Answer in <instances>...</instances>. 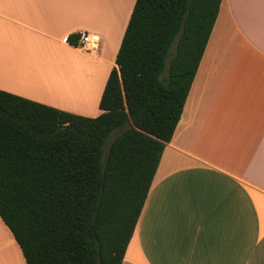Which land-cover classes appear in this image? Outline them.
<instances>
[{
  "label": "crops",
  "instance_id": "crops-1",
  "mask_svg": "<svg viewBox=\"0 0 264 264\" xmlns=\"http://www.w3.org/2000/svg\"><path fill=\"white\" fill-rule=\"evenodd\" d=\"M77 1L0 0V89L69 109L44 85L56 78L68 87L65 73L91 60L96 69L80 74L81 87L98 88L78 112L89 114L94 101L100 113L123 32L114 44L116 25L98 32L79 21ZM80 31L100 41L87 49L66 41ZM74 92L58 98L82 100ZM13 263L26 264L0 218V264ZM122 264H264V0H221Z\"/></svg>",
  "mask_w": 264,
  "mask_h": 264
},
{
  "label": "trees",
  "instance_id": "trees-1",
  "mask_svg": "<svg viewBox=\"0 0 264 264\" xmlns=\"http://www.w3.org/2000/svg\"><path fill=\"white\" fill-rule=\"evenodd\" d=\"M220 2L134 0L98 115L0 89V218L26 264H122Z\"/></svg>",
  "mask_w": 264,
  "mask_h": 264
},
{
  "label": "rangeland",
  "instance_id": "rangeland-1",
  "mask_svg": "<svg viewBox=\"0 0 264 264\" xmlns=\"http://www.w3.org/2000/svg\"><path fill=\"white\" fill-rule=\"evenodd\" d=\"M134 0H102L101 2H99L98 0H80L77 1L76 4V13L78 16L79 21L85 22L87 25L89 26H98V32H101L100 28H104V27H110L111 25L113 26H117V24L119 25V28L117 30V33L115 35V43H117L118 37H121L122 32H124L127 21L129 18V14L131 13L132 7L131 4H133ZM91 4L96 6V13H99L98 15L95 14L96 19H92V13L91 10L93 11V13H95L94 9H92ZM133 6V5H132ZM107 12H106V10ZM124 9V10H123ZM110 12V13H109ZM94 16V15H93ZM99 16V17H98ZM99 18V19H98ZM117 19L119 20L117 23ZM120 19L123 22L120 24ZM94 20H97L96 22ZM100 20V21H98ZM106 20L109 21L111 23V25L107 23L106 25ZM124 27V30H123ZM89 31H92L91 27H88ZM174 50V46L172 47V52ZM84 62V63H83ZM88 62L87 60H83V61H79L77 62V64H81L83 63L85 65V63ZM91 62V60L89 61ZM88 62V64H89ZM76 64V63H75ZM82 64V66H83ZM87 64V63H86ZM87 64V65H88ZM95 64H93V67L96 69V67L94 66ZM90 68V67H89ZM89 69L90 73H92L95 69ZM89 77V75H88ZM90 78V77H89ZM93 80H94V76H93ZM96 88H98V86L96 84H89V88L87 90V93L84 92V89L82 90H78V88L76 89V91H78L81 95H82V100H79L77 102V100L75 101H60L58 100L57 102H61V105L65 104L66 107H68L69 109H65L66 111L69 112H73V113H79L78 111H83L81 110L84 103L87 102V98L89 99L90 97V92L91 90H96ZM83 91V93H82ZM85 93V94H84ZM83 104H81V103ZM42 103V102H41ZM72 103V104H71ZM90 109L91 111H86V113L89 114H82L79 113L80 115H87V116H92V114L95 115V113L97 112V105L96 103L93 101L90 103ZM63 110V109H62ZM15 249V246H14ZM9 250H5V252H7ZM15 251L17 252V250L15 249ZM18 253V252H17Z\"/></svg>",
  "mask_w": 264,
  "mask_h": 264
},
{
  "label": "bare ground",
  "instance_id": "bare-ground-1",
  "mask_svg": "<svg viewBox=\"0 0 264 264\" xmlns=\"http://www.w3.org/2000/svg\"><path fill=\"white\" fill-rule=\"evenodd\" d=\"M98 1L101 2L102 0H98ZM107 1H108V0H107ZM91 7H92V9H94V11H95V13H93V11L91 10V13H92V19H96L97 16H95V14L98 15L99 13H96V6H95V5L91 4ZM105 10H106V9H105ZM123 10H124V9H123ZM106 12H107V10H106ZM109 13H110V12H109ZM93 15H94V16H93ZM98 17H99V16H98ZM98 19H99V18H98ZM94 21L96 22L97 20H94ZM98 21H100V20H98ZM105 23H106V25H107V23H108V25H109V24L111 25V23H110L109 21H107V20H106ZM117 23H118V22H117ZM112 27H113V26H112ZM116 27H117V26L113 27V28H114V31H115V30H118V28H116ZM113 28H111V31H112ZM112 33H113V31H112ZM83 63H84V62H83ZM83 63L79 64L80 66H79V65H75L76 68H74V65H72V67L70 66L71 69H72L70 72H71L72 74H71L70 72L65 73L66 76L68 75V78H67V81L69 80V81H68V85H69L68 87L65 86V85L63 84V82H62L60 79L57 81L56 78H55V80H54L53 82H51L52 85H50V84H49V85H44L45 88H46V90H47L48 92H50V94L53 95V96H54V93H55V94H56V93H59V95L61 94V96H58V97H59V98L62 97V98H64V100H65V99L67 98L65 92H68L67 94L71 93L72 96H73V94H75L74 91H75L77 88H79V89H83V88L81 87L80 79L84 76L85 73H87V72L89 71V69L94 68L93 65H91V64H90V66H89L88 62H86V63L88 64V66H89L90 68L86 66V65H87L86 63H85V65H84ZM82 64H83L84 66H86L87 69L84 68V70L82 71V70H81V69H83V68H82V67H83ZM73 68H74V69H73ZM88 68H89V69H88ZM94 69H95V68H94ZM67 70H68V69H67ZM76 70H78L79 73H77L78 71H76ZM87 70H88V71H87ZM68 71H69V70H68ZM72 71H73V72H72ZM75 73L78 74V75L75 76ZM80 74L82 75L81 78H80ZM69 75H70V76H69ZM72 75H73V76H72ZM66 76H65V77H66ZM74 76H75V77H74ZM76 77H78L79 80H78ZM73 78H74V80H72ZM76 80H78V81L75 82ZM23 82H24V81H23ZM56 82H57L58 84H56ZM69 82H70V83H69ZM79 82H80V86H79ZM39 83H41V82L39 81ZM44 83H46V81H44ZM47 83H48V81H47ZM61 83H62V84H61ZM72 83H74V84H72ZM26 84H27V83H26ZM76 84H77V86H76ZM83 84H84V81H83ZM24 85H25V82H24ZM55 85H57V86L55 87ZM46 86H47V87H46ZM49 86H51V88H49V89H52L53 91L48 89ZM52 86H54V87H52ZM61 86H63L64 88L61 87ZM75 86H76V87H75ZM58 87H60V88L58 89ZM66 87H67V88H66ZM53 88H54V89H53ZM56 88H57V89H56ZM74 88H76V89L74 90ZM55 89H56V90H55ZM61 90H62L63 92H62ZM71 90H73L74 93L71 92ZM54 91H55V92H54ZM61 92H62V93H61ZM82 92H83V91H82ZM57 95H58V94H57ZM57 95H55V97H56ZM64 95H65V97H63ZM58 97H56V98L59 100ZM68 97H69V98H68L69 100H73L69 95H68ZM62 98H61V99H62ZM70 98H71V99H70ZM73 98H74V99H77V98H75V96H73ZM61 99H60V100H61ZM61 101H63V100H61ZM73 101H74V100H73ZM75 101H76V100H75ZM77 102H78V101H77ZM12 258H13V260H14V257H12ZM13 264H15V263H13Z\"/></svg>",
  "mask_w": 264,
  "mask_h": 264
},
{
  "label": "built area",
  "instance_id": "built-area-1",
  "mask_svg": "<svg viewBox=\"0 0 264 264\" xmlns=\"http://www.w3.org/2000/svg\"><path fill=\"white\" fill-rule=\"evenodd\" d=\"M100 41V36L97 33L89 31H80L78 45L84 48H90Z\"/></svg>",
  "mask_w": 264,
  "mask_h": 264
}]
</instances>
